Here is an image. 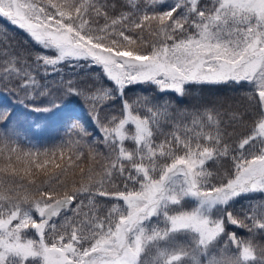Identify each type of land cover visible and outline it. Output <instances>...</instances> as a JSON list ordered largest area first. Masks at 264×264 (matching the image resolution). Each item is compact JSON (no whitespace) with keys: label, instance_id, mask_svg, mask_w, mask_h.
<instances>
[{"label":"snow or ice","instance_id":"1","mask_svg":"<svg viewBox=\"0 0 264 264\" xmlns=\"http://www.w3.org/2000/svg\"><path fill=\"white\" fill-rule=\"evenodd\" d=\"M0 21V264H264V199L243 206L264 0H0ZM209 87L243 103L179 106Z\"/></svg>","mask_w":264,"mask_h":264},{"label":"trees","instance_id":"2","mask_svg":"<svg viewBox=\"0 0 264 264\" xmlns=\"http://www.w3.org/2000/svg\"><path fill=\"white\" fill-rule=\"evenodd\" d=\"M209 2H210V0H209ZM5 23L6 22H4V21H0V25L5 24ZM10 35H11V32H10ZM24 39H25L24 35L22 33H20L18 30H15V41L22 44ZM143 87L145 89L147 88L146 85ZM137 94H139V89H136L132 93H130V95H133V96H135ZM144 94L145 95H151L152 93L149 90V91L145 92ZM217 97L229 98L230 103H236V102H239L241 104L243 103V99L241 97V94L238 91H234L232 89H217L214 87H209V88L205 89L203 92L199 88L193 89L191 91L189 97L184 98L183 102L179 106L190 108L193 104H196L201 99L213 100V99H216ZM78 101H77V105L75 107L77 109H80L78 107V105L80 104ZM79 116H82L85 119H87V116H86V113L84 112V110L80 111ZM51 131H52L53 137H55L58 134L53 129ZM229 131H231V129H229ZM59 135L60 134H58V136ZM38 139H39L38 136H32L31 137V143L35 144L36 147H39L41 149L46 148V147H51L54 143L58 142V140H53V139H50L47 137L43 142L37 144ZM86 163H88V162H86ZM261 199H264V197L257 195L255 200H253V201H247V200L244 201L243 206L245 208H247L250 203H255ZM237 207H240V205H237Z\"/></svg>","mask_w":264,"mask_h":264},{"label":"rangeland","instance_id":"3","mask_svg":"<svg viewBox=\"0 0 264 264\" xmlns=\"http://www.w3.org/2000/svg\"><path fill=\"white\" fill-rule=\"evenodd\" d=\"M78 101V100H77ZM77 101L76 100H74L73 101V105H74V107L77 105ZM80 104L78 105V107L80 108V109H77L76 107H75V109H76V112H77V114L78 115H80V111H82V110H84L83 109V106H82V103L80 102V101H78ZM82 109V110H81ZM52 129H48V130H34V131H36V135H34V136H38L39 137V139L37 140V144H39V143H41V142H43L47 137L48 138H50V139H53V140H58V138H59V136H58V134L55 136V137H53V135H52V131H51ZM31 137H32V135H31V133L29 134ZM41 138V139H40Z\"/></svg>","mask_w":264,"mask_h":264}]
</instances>
